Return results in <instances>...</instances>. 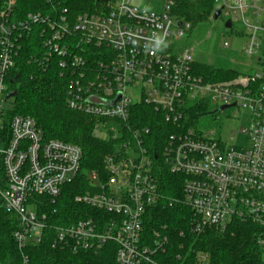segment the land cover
<instances>
[{
    "label": "built area",
    "instance_id": "2783aa9c",
    "mask_svg": "<svg viewBox=\"0 0 264 264\" xmlns=\"http://www.w3.org/2000/svg\"><path fill=\"white\" fill-rule=\"evenodd\" d=\"M133 1L114 0L106 13L69 20L67 9L54 16L32 12L15 19L17 0H4L0 11V203L20 220L13 234L22 254L20 264H30L25 250L39 245L47 229L53 231L54 248L98 251L113 241L118 246V264H173L161 258L169 242L162 231H155L152 241L144 236L146 210L163 198L153 176L152 157L141 148L148 128L133 131L137 150L124 142L106 157L105 172L87 173L89 188L75 201L96 209L97 214L56 226L41 211L45 202L55 203L65 186L78 179L83 150L74 143L46 139L31 116L7 117L12 108L7 78L17 64L22 39L39 25L41 53L32 55L29 62L49 68L59 58L61 74L69 81L70 109L124 124L138 101L163 111L166 121L177 125L195 104L210 114L233 107L249 114L243 144H227L221 134L198 130L195 123L185 132L172 134L162 152L171 172L185 177L182 197L171 199L170 204L182 202L191 209L193 231L225 228L233 220L251 222L260 228L258 243L264 255V0H220L225 23L230 20L234 26L241 21L248 30L247 65L256 68L220 81H208L197 73L193 49L178 53L175 41L185 35L188 25L183 26L173 13L175 0H141L147 5ZM157 41L167 47L153 54ZM85 45L102 47L93 52L102 59L94 67L80 54V49L87 51ZM104 213L113 216L106 218ZM176 260L190 264L181 255ZM208 262L207 253L196 254L194 264Z\"/></svg>",
    "mask_w": 264,
    "mask_h": 264
},
{
    "label": "trees",
    "instance_id": "16d2710c",
    "mask_svg": "<svg viewBox=\"0 0 264 264\" xmlns=\"http://www.w3.org/2000/svg\"><path fill=\"white\" fill-rule=\"evenodd\" d=\"M173 13L183 22L187 32L208 24L215 19L220 0H175ZM114 0H17L15 19H24L29 13L41 12L54 16L67 9V18L75 19L81 14L108 12ZM2 0H0V9ZM42 25L34 28L22 41V50L16 66L10 71L7 83L11 91L12 108L7 113L8 119L15 115L33 117L43 130L46 139H59L79 145L83 150L82 167L78 179L65 186L62 195L55 203L45 202L41 211L47 212L52 225H69L99 211L85 204L77 203L75 197L88 190L87 173L91 170L105 172V159L116 152L119 146L128 142L138 149L133 131L145 128L149 132L142 134L143 146L152 157L153 176L158 184L162 200L149 206L145 213L144 236L153 240L155 231H162L168 239L165 256L162 260L180 264L176 257L181 255L188 263L194 264L196 254L205 252L209 256L208 264H263L264 255L259 246L260 228L251 222L233 220L225 228L207 227L201 233L192 229V211L182 202L170 204L171 199L181 198L185 177L174 174L163 157V149L169 137L178 132H185L198 120L206 107L191 105L185 118L179 125L166 121L163 111L138 101L131 110L127 123L103 118L85 112L70 109L67 105L68 79L62 76L59 58L55 57L49 68H40L29 62L32 55L41 53L43 37ZM233 29V26L232 28ZM87 51L80 49L94 67L102 60L98 54L101 48L85 45ZM197 73L208 81L226 80L237 76L236 70L217 67L195 61ZM110 122L119 125L121 136L114 130L109 136L98 134L101 125ZM156 155V156H155ZM1 204V203H0ZM106 218L113 215L104 213ZM100 227L102 222H100ZM20 228L19 217L6 211L0 205V264H20L22 254L14 240V232ZM53 231L47 229L39 245L25 250L30 264H118L116 260L118 246L108 242L98 251L73 252L68 248L52 246Z\"/></svg>",
    "mask_w": 264,
    "mask_h": 264
},
{
    "label": "rangeland",
    "instance_id": "374dc122",
    "mask_svg": "<svg viewBox=\"0 0 264 264\" xmlns=\"http://www.w3.org/2000/svg\"><path fill=\"white\" fill-rule=\"evenodd\" d=\"M133 3L147 5L146 1L142 3L141 0H134ZM4 4V0H2L0 11ZM226 19L225 15H222L217 20L212 18L211 22L190 33L186 31L182 38L175 41L178 53L193 49V57L197 62L230 68L239 74L256 71L255 67L247 65L250 61L245 53V48L249 43L248 30L241 21H235L233 29H228L225 26ZM226 43H229L230 47H226ZM212 109L213 107L208 108L210 111ZM236 114L239 116L234 117ZM249 117L248 113H240V110L235 107L217 114L207 112L198 117L195 128L201 131L214 130L221 134L225 143L240 145L246 141L244 129L249 125ZM111 130H114L116 136H121L119 125L114 122L101 125L98 134L107 137ZM234 133L237 135H233ZM1 206L3 207V205Z\"/></svg>",
    "mask_w": 264,
    "mask_h": 264
},
{
    "label": "water",
    "instance_id": "95a60500",
    "mask_svg": "<svg viewBox=\"0 0 264 264\" xmlns=\"http://www.w3.org/2000/svg\"><path fill=\"white\" fill-rule=\"evenodd\" d=\"M221 13H222V10H221V9H219V10L216 11V13H215V19H216V20L220 18ZM225 26H226V28H228V29L232 28V22H231L230 20H228V21L225 23ZM11 96H12V95H10L9 97H11ZM225 108H226V106H223V107H222V109H225Z\"/></svg>",
    "mask_w": 264,
    "mask_h": 264
},
{
    "label": "clouds",
    "instance_id": "9594fccd",
    "mask_svg": "<svg viewBox=\"0 0 264 264\" xmlns=\"http://www.w3.org/2000/svg\"><path fill=\"white\" fill-rule=\"evenodd\" d=\"M167 47V44L165 42H163V44H161L160 41H157L155 47L153 48V54H155V52L157 51H163L164 48Z\"/></svg>",
    "mask_w": 264,
    "mask_h": 264
}]
</instances>
